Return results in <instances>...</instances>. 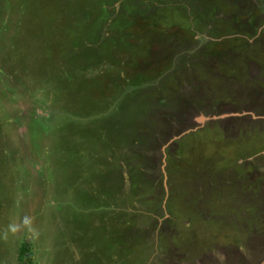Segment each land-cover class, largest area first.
<instances>
[{"label":"rangeland","instance_id":"rangeland-1","mask_svg":"<svg viewBox=\"0 0 264 264\" xmlns=\"http://www.w3.org/2000/svg\"><path fill=\"white\" fill-rule=\"evenodd\" d=\"M0 264H264V0H0Z\"/></svg>","mask_w":264,"mask_h":264}]
</instances>
